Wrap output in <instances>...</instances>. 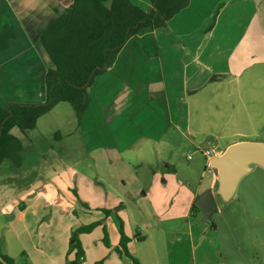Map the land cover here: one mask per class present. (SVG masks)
<instances>
[{"label": "crops", "instance_id": "1", "mask_svg": "<svg viewBox=\"0 0 264 264\" xmlns=\"http://www.w3.org/2000/svg\"><path fill=\"white\" fill-rule=\"evenodd\" d=\"M134 1L151 5L148 0ZM69 3L70 0H0V105L45 101L46 71L52 60L41 34ZM204 88L210 92L212 102L222 89H227L233 106L238 104L232 98L235 93L243 95L247 103H258V122L264 123V0H190L166 26L145 29L127 41L114 63L95 76L89 88L90 102L81 119L71 103L59 102L50 111L59 108L63 113L61 122L42 123L48 111L38 118L33 129L23 132L13 128L23 145L21 163L17 165L7 158L0 166V198L6 206L2 212L13 214L19 209L20 218L26 217L34 197L45 198L51 206L45 212L51 217L56 235L63 231V237L70 239L75 224L70 225L68 219L65 224L61 217H68L70 206L80 200L73 191L77 183L73 181L75 169L70 162V136L81 139L82 143H78L84 151H93L122 149L141 137H157L160 134L156 131L165 128L164 118L169 125L188 129V93L200 101ZM255 135L260 139L250 141L264 143V124ZM239 141L246 140L228 142L221 151L218 147L214 156H221L229 145ZM256 167L264 170L263 165L253 162L245 174ZM216 169L214 181L220 183ZM41 213L42 210L35 212V217ZM22 227L29 229L27 222ZM119 242L120 238L115 244L104 245H114L117 251ZM82 247L85 260L88 253ZM62 249L63 258L75 259L72 247L64 244ZM46 256L50 262L57 261L50 252Z\"/></svg>", "mask_w": 264, "mask_h": 264}, {"label": "rangeland", "instance_id": "2", "mask_svg": "<svg viewBox=\"0 0 264 264\" xmlns=\"http://www.w3.org/2000/svg\"><path fill=\"white\" fill-rule=\"evenodd\" d=\"M202 91L200 101L188 93V129L169 125L164 118L165 128L163 132L156 131L160 134L157 137H141L122 149L106 147L93 151H84L78 143H82L81 139L70 136V162L75 169L73 181L77 183L73 190L80 200L70 206V214L62 216V222L67 224L68 219L70 225L75 224V230L103 220L109 227V241L115 244L120 238V218L130 237L129 252L142 264H264V170H250L240 180L233 198L225 200L217 192L218 181H214L217 169L209 165L204 154L208 149L216 153L218 147L221 151L237 139H260L255 135L264 124L258 122L260 105L247 103L243 95L235 93L232 98L238 104L233 106L227 89H222L212 102L207 88ZM62 117L63 113L55 108L41 121L61 122ZM211 185L218 206L213 216L216 228L202 220L201 211L192 210L198 194L202 195ZM42 186L45 190V184ZM3 201L0 198V254L13 257L14 262L1 264H67L69 259L63 258L62 247H73L74 239L87 250L83 264L99 260L103 264L131 262L114 245H104L101 225L90 232H78L76 237L73 230L68 240L63 231L56 235L51 217L45 212L46 207L51 209L45 198L34 197L33 206L22 218L19 209L13 214L3 213ZM104 209L111 210L108 217ZM40 210L43 214L35 217ZM25 222L27 230L22 227ZM73 250L75 255L76 248ZM49 252L56 262L47 258Z\"/></svg>", "mask_w": 264, "mask_h": 264}, {"label": "trees", "instance_id": "3", "mask_svg": "<svg viewBox=\"0 0 264 264\" xmlns=\"http://www.w3.org/2000/svg\"><path fill=\"white\" fill-rule=\"evenodd\" d=\"M145 6L134 0H70L64 12L54 18L41 34L52 65L46 71L47 98L44 102L30 104L10 102L0 105V166L10 158L21 163L22 141L13 133L17 127L26 131L36 127L37 120L59 102L71 103L81 119L90 102L91 84L99 73L111 66L119 50L127 41L145 29L166 26L168 21L190 4V0H148ZM74 191V190H73ZM75 194H77L74 191ZM192 210H198L195 204ZM107 216L111 210L104 209ZM97 220L74 230L90 232L102 224L106 245L110 244L107 225ZM212 228H216L213 221ZM119 254L130 257L132 264H142L127 246L130 237L124 232L118 218ZM76 257L68 264H80L84 258L81 242L74 239ZM13 263L14 258L0 254V263ZM95 264H103V260Z\"/></svg>", "mask_w": 264, "mask_h": 264}, {"label": "water", "instance_id": "4", "mask_svg": "<svg viewBox=\"0 0 264 264\" xmlns=\"http://www.w3.org/2000/svg\"><path fill=\"white\" fill-rule=\"evenodd\" d=\"M253 162L264 166L263 142L239 141L229 145L221 156L212 157V166L219 169L220 186L217 192L223 199L231 198L238 181ZM196 205L202 213V220L212 223L213 216L218 211L213 189L208 188L200 195Z\"/></svg>", "mask_w": 264, "mask_h": 264}, {"label": "built area", "instance_id": "5", "mask_svg": "<svg viewBox=\"0 0 264 264\" xmlns=\"http://www.w3.org/2000/svg\"><path fill=\"white\" fill-rule=\"evenodd\" d=\"M204 154H205V156L209 159V165L210 166H212V164H211V159H212V157L214 156V154L215 153H213V151L212 150H206L205 152H204ZM188 158H192V155H188ZM81 259H83V257L81 258Z\"/></svg>", "mask_w": 264, "mask_h": 264}]
</instances>
